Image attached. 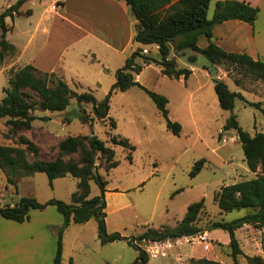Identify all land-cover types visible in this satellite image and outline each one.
Returning <instances> with one entry per match:
<instances>
[{
  "label": "rangeland",
  "instance_id": "374dc122",
  "mask_svg": "<svg viewBox=\"0 0 264 264\" xmlns=\"http://www.w3.org/2000/svg\"><path fill=\"white\" fill-rule=\"evenodd\" d=\"M16 1L0 0V13ZM53 2L54 0H27L23 7L32 8L33 14L20 15L14 20L9 18L11 25L17 22V27L7 33V39L18 46L27 39L25 31L34 27L42 17L48 24V16L53 15ZM212 9L213 6L208 10L209 18L213 16ZM261 15L259 23L263 17ZM204 40L206 36L201 35L199 44L203 45ZM190 53L187 50V54ZM147 55H155V52L151 49ZM15 58L7 57L0 66V102L12 72L22 68L13 65ZM173 58H178L180 66L194 68L187 80L163 75L159 65L149 63L144 66L138 82L168 98L170 119L182 125L180 135L173 134L167 128L164 117L145 90L133 85L126 91H117L111 96L109 116L117 123L113 130L110 119L83 122L80 118L83 108L93 116L92 105L86 102L79 104L76 98H72L63 111L40 108L33 110L32 113L37 118L30 129L13 127L7 118H0V144L26 148L21 142L22 138H26L38 147L36 155L27 150V157L31 162L62 157L66 161L83 163L82 151L84 147H88L86 136L93 131V135L115 149L119 162L117 167L108 171L105 157L96 153L95 172L108 180V190L120 192L121 200L131 202L128 208L107 214L109 233L121 232L123 236L130 238L137 236L146 226H175L185 215L189 204L205 199L204 210L197 220L201 231L196 235H206L207 240L196 238L183 244H172L165 255L157 258L150 256L147 263L141 264H186L189 256L235 264L231 249L224 245V240L230 239L229 233L212 228V224L222 219L235 220L252 212V209L222 211L214 196L221 186L250 179L255 173L246 164L236 132L224 130V125L230 115L236 114L241 126L251 134L264 132V79L252 74L243 75L229 65H217L213 68L203 55H198L194 63L182 54L175 53ZM93 67L102 70L98 63H94ZM114 70L103 75L101 85L91 91L98 100L108 95L115 82ZM219 76L231 90L241 92L247 102L237 98L233 110L222 109L214 87V80ZM235 79H239V85H236ZM70 87L78 93L90 91L83 87ZM31 95L33 100H39L35 94ZM113 133L129 138L136 146L132 162L126 158L127 152L122 146L111 142ZM68 136H80L84 147L75 153H62L59 144ZM201 159H205L203 168L192 176L195 164ZM9 175L7 170L0 171V207L16 204L22 196L34 197L39 202L56 198L69 203L72 193L78 187V179L70 174L53 180L52 184L44 172L28 176L16 175V186L8 182ZM90 184V197L101 193L95 180H90ZM117 200L115 196L110 198V201ZM46 208L34 209L31 221L29 219L28 222L0 218V264H47L48 253L53 244L55 252L57 251L58 232L63 216L55 205ZM47 223L51 225L43 226ZM246 225L237 230L241 249L245 255L264 257V229ZM209 231L213 236H210ZM62 242L61 264H133L138 256V250L127 240L101 244L95 219L83 224L72 222L65 229ZM136 242L145 248V242ZM26 251L30 254L21 258L22 252ZM244 254L238 256L239 264H248Z\"/></svg>",
  "mask_w": 264,
  "mask_h": 264
},
{
  "label": "trees",
  "instance_id": "16d2710c",
  "mask_svg": "<svg viewBox=\"0 0 264 264\" xmlns=\"http://www.w3.org/2000/svg\"><path fill=\"white\" fill-rule=\"evenodd\" d=\"M130 6L135 22L134 42L140 45L126 59L123 67L115 72V82L112 84L108 95L98 100L91 91L76 92L70 85L54 72H42L32 65H26L17 71H13L9 78V85L4 87V97L0 102V118H7L13 127L30 129L33 121L37 118L32 111L36 108L48 111H63L69 106L71 99L76 98L79 104L86 102L92 105V114L86 109L80 115L83 122L111 120L112 130L117 127L114 118L109 116L110 99L114 92L126 91L133 85H138L150 96L166 121L167 128L175 135H180L182 125L172 121L169 117L168 98L152 89H149L136 80L146 64L155 63L161 67V72L170 78L179 79L181 76L187 80L192 74V69L180 67L171 53L184 54L190 50L192 54L188 60L192 63L197 61L198 55H203L213 66L229 65L239 70L243 75H255L264 79V61L255 60L249 54L242 52H230L213 40V28L216 24L230 19L243 20L251 25L255 24L259 9L248 2L240 0H220L215 3L213 16L208 17L211 0H124ZM27 0H17L10 7L0 13V66L7 57H17L18 48L11 43L6 35L11 29L6 22L7 17L14 18L19 14L20 7ZM201 35L207 37L209 43L206 47H200L198 41ZM157 44L159 46L158 57L143 54L142 45ZM141 59L142 62H138ZM239 85V79H235ZM215 91L222 109L233 110L237 98L247 102L241 92L229 88L224 79L214 80ZM31 94L39 97L33 100ZM253 104V103H252ZM258 104V103H256ZM224 130L236 132L244 152L245 161L250 171L255 176L250 179L241 180L233 184L221 186L215 193V201L222 211L230 212L236 209L250 208L252 212L235 220L215 221L212 228L222 229L229 233L230 241L227 247L235 264H239L238 256L244 252L236 237V231L245 224L264 229V132H256L252 135L245 130L236 114L227 118ZM88 147L82 145L80 136H68L60 144L62 153H75L84 147L83 163L66 161L62 157L54 160L37 159L30 161L27 150L34 155L38 154V147L29 139L22 138L21 142L26 148L0 144V171H9L8 182L16 184V175H33L36 172L47 174L50 183L53 180L68 174L78 179V187L71 195V201L65 202L52 198L46 202H39L31 196H22L16 204L0 207V218L15 222H25L30 219L31 209H45L49 205H55L63 216V223L58 232V246L53 264H61L63 253V233L72 223L83 224L91 219L97 223V235L101 244L111 243L117 240H127L128 243L138 250V256L133 264L147 263L148 252L135 241H163L189 236L201 231L197 225L199 215L205 207V199L192 202L188 205L184 217L175 226H162L161 228L146 226L137 236L125 237L121 232L109 233L107 229L105 211L107 201L105 194L108 180L95 172L94 162L96 153L105 157L107 170L118 166L115 149L106 144L97 135L86 136ZM111 142L122 146L126 152V158L132 162L133 152L136 146L129 138L111 134ZM205 159L199 160L191 175L194 176L201 171ZM90 180H95L100 187L101 193L90 197ZM16 186V185H15ZM248 264H264L261 255H245ZM190 264H226L209 258H191Z\"/></svg>",
  "mask_w": 264,
  "mask_h": 264
},
{
  "label": "crops",
  "instance_id": "0c3cea01",
  "mask_svg": "<svg viewBox=\"0 0 264 264\" xmlns=\"http://www.w3.org/2000/svg\"><path fill=\"white\" fill-rule=\"evenodd\" d=\"M175 1L177 0H173V2ZM217 1L220 0H211L210 7L213 6V12ZM240 1L248 2L259 9L255 24L251 25L239 19L223 21L214 26L213 40L227 51L245 52L255 60H263L264 0ZM23 5L19 9V14H15L14 18L20 15L33 14L32 8L24 9ZM52 6L53 15L48 16V24L45 23L44 17H42V20H39L34 27L25 31L24 35L27 37L25 42L18 46L15 45L19 50V54L13 62L14 66L24 67L30 64L42 72L56 73L70 86L83 87L92 91L101 85L103 75H108L114 69L115 73L118 68L123 67L126 59L140 45L134 42L136 20L130 6L124 0H61L60 3H56L54 0ZM260 15L263 16L261 23H259ZM9 18L11 17L6 18L8 26L11 27L8 32L17 27V22L11 25L8 21ZM134 43H136L135 47ZM208 43L207 37L203 45H200L198 41L200 47H206ZM142 47L152 49L155 52L154 56L158 57L159 50L154 45H142ZM190 54L185 51L182 56L186 55L188 58ZM173 56H175L174 51L171 53V58ZM138 62L141 63L142 60L139 59ZM94 63L100 64L102 70H96L93 67ZM190 69H192L193 74L194 68ZM205 73L209 74L206 70ZM140 74L136 75L137 81L140 79ZM219 78L222 79L220 76ZM179 80H183V76ZM111 196L117 197L118 200L110 201ZM121 199L122 194L120 192L107 190L106 213H117L130 206V201ZM32 212H34V209L29 211L30 221ZM50 225V223H47L43 226ZM246 226H249V224ZM209 234L213 236L210 231ZM238 240L241 242L240 236H238ZM224 241V245L227 246L230 239ZM172 242L173 245L183 244L185 243V237L174 239ZM169 248L166 249V253ZM172 250L173 248L170 249V251ZM55 253L53 244L51 252L48 253L47 264H53ZM29 254L27 251L22 252L21 258H25ZM178 254V258L181 260L180 253ZM191 258H194V256H189L186 264H190ZM220 262L223 261L220 260Z\"/></svg>",
  "mask_w": 264,
  "mask_h": 264
},
{
  "label": "built area",
  "instance_id": "2783aa9c",
  "mask_svg": "<svg viewBox=\"0 0 264 264\" xmlns=\"http://www.w3.org/2000/svg\"><path fill=\"white\" fill-rule=\"evenodd\" d=\"M58 1L59 0H56V3ZM152 45H154V47L159 50V46L157 44H152ZM142 53L143 54H149L150 50L147 47H145V48H143ZM183 237H185V242L186 241L190 242L191 240H194L196 238H199L202 241L207 240L206 235L193 234V235L183 236ZM179 238H182V237H179ZM175 239H177V238H175ZM143 242H145V245H146L145 248L144 247L143 248L148 252L149 256H152V257H158L159 255H165L166 249L169 248V246H172V244H173L172 239H167V240H163V241H145L144 240Z\"/></svg>",
  "mask_w": 264,
  "mask_h": 264
},
{
  "label": "water",
  "instance_id": "95a60500",
  "mask_svg": "<svg viewBox=\"0 0 264 264\" xmlns=\"http://www.w3.org/2000/svg\"><path fill=\"white\" fill-rule=\"evenodd\" d=\"M91 135H93V131L91 132V134L89 135V137H90Z\"/></svg>",
  "mask_w": 264,
  "mask_h": 264
}]
</instances>
